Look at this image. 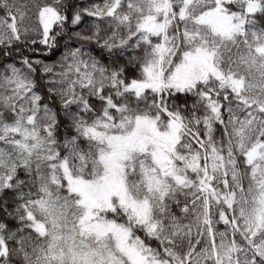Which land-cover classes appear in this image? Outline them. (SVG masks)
<instances>
[{
    "label": "snow or ice",
    "instance_id": "snow-or-ice-1",
    "mask_svg": "<svg viewBox=\"0 0 264 264\" xmlns=\"http://www.w3.org/2000/svg\"><path fill=\"white\" fill-rule=\"evenodd\" d=\"M0 264H264V0H0Z\"/></svg>",
    "mask_w": 264,
    "mask_h": 264
}]
</instances>
